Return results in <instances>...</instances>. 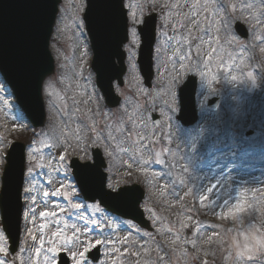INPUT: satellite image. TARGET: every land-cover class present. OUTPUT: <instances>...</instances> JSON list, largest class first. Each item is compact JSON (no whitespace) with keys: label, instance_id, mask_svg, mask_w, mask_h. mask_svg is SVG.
<instances>
[{"label":"rangeland","instance_id":"rangeland-1","mask_svg":"<svg viewBox=\"0 0 264 264\" xmlns=\"http://www.w3.org/2000/svg\"><path fill=\"white\" fill-rule=\"evenodd\" d=\"M169 2L177 3V0H169ZM180 2L183 3L184 0ZM199 2L203 3L204 0ZM143 3L144 0H126V4L143 5ZM212 3V12L205 15L206 18L214 19L212 38L220 44L219 46L214 44L212 47L217 48V55L210 65H206L203 59L193 60L191 64L187 60L184 61L188 65L176 74L177 78L173 85L174 90L184 81L188 73L192 72L198 76L196 95L199 121L190 128H184L176 119L178 113L172 114V119L165 120L161 115V108L157 107L155 113L159 114L160 123L155 125V128L160 129L163 125L162 134L168 137L167 140L155 142L149 152L143 147L145 142L134 135L124 142L119 138L114 140L112 147L108 149L112 152V156H108L109 183L118 181L121 184L123 179L120 173L128 170L126 168L133 173L137 172L136 176H140L145 181L143 186L147 190V196L143 207L147 216L151 211L155 215L153 231H138L139 229L129 223L122 228L120 221L106 223L109 227L113 224L115 229L108 230L100 219L101 210L97 205L87 204V208H90L88 213L86 209L80 208L84 203L72 197L73 195L65 198L70 200L71 204H79L80 207L70 206L67 214L74 209L81 212L80 215L70 220H67L71 218L70 215L66 219L51 215V213L56 214L59 209L65 212L67 208V202H58L57 195L53 196L51 193L63 186H65L64 191L71 193L70 186L73 185L68 179V170L66 178L63 171L59 174L56 171L60 167L57 163L58 157L63 151L60 142L63 140L76 148L78 147L76 136L90 134L86 130L76 133L77 118L67 120L61 117L46 102L48 122L45 128L38 131L40 142L38 144L36 142L28 151L24 189V235L20 250L15 254L17 264H55L53 259L55 252L71 247L72 241L54 237L52 233L59 230L63 237L75 239L73 224L84 230L85 234H76L81 241L91 244L97 239L106 241L101 243L102 258L96 264H127L130 261L131 264H201L200 258L212 259V262L205 264H213V262L264 264V226L260 229L251 224L240 232L237 229H230L228 222L226 223L229 215L238 216L239 212L248 211L251 202L247 196L250 195L256 200L261 199L260 203L264 204V157L260 155L264 153V24L256 27L257 21L248 19L255 15L260 20H264L262 15L264 0H212ZM80 4L81 0H62L51 41L52 55L56 64L54 72H61L65 77L64 86L67 88L69 112L74 111L76 107L72 103L74 96L77 100L87 99V95L81 97L79 94L91 90L88 83L90 74L94 82L93 73L85 68L91 59L89 43L87 41L88 55L82 57L81 53L85 46L74 35L71 27ZM245 4H252L253 7L242 11ZM221 5H224V9H221ZM184 11L188 9L185 8ZM147 12L149 10H146ZM61 16L64 17L67 27L61 25L64 30L58 35L56 29ZM157 19L158 37L153 57L155 75L152 86L158 83L159 92L164 96L168 86L165 67H172L174 62L179 66L178 56L173 55L175 41L168 39V37H176L177 33L171 28L161 29L159 15ZM237 20H241L248 27L249 36L246 39L240 38L234 31V23ZM202 27L207 29L208 23H204ZM165 31L168 36L164 35ZM192 34L200 33L192 30ZM229 35L235 36L238 42L229 43L227 41ZM138 44L139 37L136 50ZM208 47L205 41L204 50L207 51ZM136 56L137 51L131 64L136 65L134 74L138 79H132L133 69L127 57L125 83L122 87H116L117 94L122 97L120 104L125 103V97L127 98L129 114L146 103L145 97L137 90V85L140 88L146 86L138 72ZM201 72L205 73L203 77L200 75ZM215 90L221 91L222 102L216 111H211L207 108L204 99ZM96 91L98 92L97 88ZM64 96L65 93H61V97ZM2 99L0 94V150L4 149L13 138L11 128L21 133L28 128L27 124L12 111L10 102L4 99L5 104H2ZM57 104L63 106L60 100H57ZM102 104L104 103L100 95L99 109L107 110L108 108ZM4 105L8 108H4ZM94 106L90 104L87 107ZM78 107L82 111L85 110L83 104ZM241 108H244V111L240 112ZM250 108H259L257 121H254L252 115L249 117ZM152 122L149 113L150 129L153 127ZM247 123L255 124L253 129L261 133L250 141L244 139L242 132ZM156 135H161V131H157ZM235 139L244 141L235 145ZM88 143L91 144V141ZM249 145L254 148L250 153L242 152L234 155L230 151L234 146ZM92 147L96 146L92 145ZM164 148H170L175 152V164L172 156L163 151ZM204 151L207 153L204 154ZM156 153L161 154L165 165L156 162ZM67 154L69 158L76 154L79 158L84 157L82 152H74L71 149ZM144 160L150 162L145 165L142 163ZM180 168L183 169L179 173ZM29 169L32 171L30 172ZM188 169L191 170L193 177L191 180L183 178V173ZM49 180L50 185L47 184ZM208 187H213V191L208 192ZM26 189H31V192L26 193ZM45 192L50 195L45 196ZM201 196L204 197L203 200ZM190 198L195 200V205H186V201L188 202ZM182 205L184 208L179 214L177 211ZM40 212H47L49 215L41 217ZM81 216L85 218L80 219ZM102 218L105 220V216ZM93 220L96 223H92ZM41 225L44 227L41 228ZM2 234L0 230V242L6 245V238ZM41 239L44 241L43 244ZM52 247H55L56 251H48ZM79 250L80 245H77L72 251L79 252ZM250 257H259V259H250ZM8 259L12 260L13 256L9 255ZM3 260L4 256L0 255V264Z\"/></svg>","mask_w":264,"mask_h":264},{"label":"snow or ice","instance_id":"snow-or-ice-1","mask_svg":"<svg viewBox=\"0 0 264 264\" xmlns=\"http://www.w3.org/2000/svg\"><path fill=\"white\" fill-rule=\"evenodd\" d=\"M85 6L88 7L89 11L82 12L81 9ZM106 11L101 13L91 12L90 0H81V4L77 7V14L75 19L72 21L71 27L74 30V35L79 38L80 43L83 44L84 51L81 53L82 57H87V41L88 34L93 32H100L106 35H111L113 32H117L119 29H123L125 36L123 40L119 41L120 47L124 49V55H126L131 64L134 58V53L136 51V45L138 42L137 29L141 24H143L144 16L146 10L156 13L160 17V27L161 29L171 28L173 32L177 33L176 37H168L169 40H174L175 51L173 55L178 56L179 66H176L174 62L172 67H165V75L168 80V86L164 96H161L159 92L160 85L157 83L152 86L140 88L137 85V90L140 95H143L146 99V103L142 105L138 110L129 114L127 98L125 97V103L120 104L115 110L108 108L105 111L99 109L100 94L96 91L95 83L91 78V74L88 77V83L91 86V90L86 93H80L81 97L87 95V99L77 100L75 96L72 98V103L75 107L74 111H68L66 92L67 88L64 86L65 77L61 72H52L50 69H45L39 62L35 65L33 71L36 77L37 93L41 99L45 100L47 104L55 110L56 114L60 115L67 120H71L73 117L77 118V126L75 129L76 133H81L87 131L90 135H77L76 145L78 147L73 148L70 143H65L63 140L60 142V148L63 149L58 157L57 163L60 166L56 171H63L65 173V178L67 170L69 168H77L82 171L90 170L94 168V164L91 162V157L89 156L90 148L95 151L98 148H104L109 157L112 156V152L108 149L112 147L113 141L120 139L122 142L130 140L134 135L139 137L141 141H144L143 147L145 151L151 152L152 146L155 142H162L167 140L168 137L162 134L163 125L160 129H156L155 125L160 123L155 119L156 108H161V115L165 117V120L172 119V114L179 113L181 111L182 105L184 103V91L188 87V79L184 80L182 84L173 90V85L175 84L177 73L182 69L186 68L188 64L184 61H189L191 64L193 60H204L206 65H210L213 62L214 56L217 55V48L212 47L214 44L219 46L216 40L212 38L211 30L213 29L214 19L206 18L207 13L212 12L213 3L212 0H204L200 3L199 0L196 2H189V0H184L183 3L177 0V3H170L169 0H144L143 5H133L125 4V0H109L105 5ZM224 9V5L220 6ZM253 7L252 4H245L242 11H247ZM187 8L188 11H184ZM175 12V14H174ZM264 15V13H262ZM216 16V12H215ZM249 20H256V27L260 24H264V20H260L255 15L248 18ZM194 21V23H193ZM208 23V28L204 29L202 25ZM191 24V27H190ZM240 22L237 21L234 27L236 28ZM61 25H65L64 17L61 16L58 20L57 34L60 35L63 32ZM192 30H197L200 34L193 35ZM130 33V36H129ZM165 36H168L167 31L164 32ZM207 37V38H205ZM207 41L209 47L207 51L204 50V43ZM227 41L238 42L235 36L229 35ZM194 49V50H193ZM206 58V59H205ZM171 59V57L169 58ZM133 69L132 79L137 80L135 73V64H131ZM222 67V65H218ZM63 68V65H61ZM200 75L203 77L204 72ZM216 77H213L215 79ZM99 79V73H97V80ZM118 82L116 87H119ZM61 93H65L62 98ZM167 97V98H165ZM57 100L61 101L63 105L58 106ZM83 104L85 110H81L78 105ZM95 105L92 108H88V105ZM149 113L152 115L153 127L149 128ZM101 120L103 123H101ZM67 126V125H66ZM161 131V135L157 136L156 132ZM35 135V134H34ZM155 138V139H154ZM91 141V144L88 143ZM92 145L96 147L93 148ZM79 151L84 154V160L82 163L79 162V157H72L71 163H68L69 156L68 150ZM163 151L168 152L173 158V164L176 162V154L170 148H164ZM150 161L144 160L142 163L147 165ZM156 162L161 165H165V160L161 158L160 153H156ZM43 167V165H41ZM51 165H49L50 167ZM31 172L32 170L29 169ZM79 183V176H74ZM50 185L51 181H47ZM72 192L64 191L63 189H57L51 193V195H63L65 197L71 196L76 191V186L72 185ZM109 189V195L120 196L125 190L118 189L112 192L111 189L114 187L111 183L107 185ZM4 192H0V211L3 212L4 220V234L7 238V246L0 242V255L4 256L2 264H17L15 257L16 247H12L8 244L9 241L13 239V232L11 228V200L8 196L7 186H4ZM26 193H30L31 189H26ZM208 192L213 191V187H208ZM45 196L50 195V193L45 192ZM204 197L201 196V200ZM72 207L79 208V204H73ZM99 208V206H97ZM41 217L49 215L47 212H40ZM55 216V213H51ZM85 217L81 216L80 219ZM96 223V221H92ZM44 225H41L43 228ZM72 228L74 230L75 239L72 237H63L61 232L58 230L53 232L52 235L57 238H64L66 241L71 240V247H66L64 254L71 261V264H88L87 254L89 248L93 247L90 242L81 241L79 239V234H85L84 230L73 224ZM106 243V241L96 240V245L101 243ZM44 241L41 239V244ZM18 246V241L16 242ZM80 245L79 252L72 251L74 248ZM40 249H37L39 251ZM48 251H56L55 247L49 248ZM71 253V254H70ZM13 255V259L9 260L8 255ZM55 259V257H53ZM250 259H259V257H250Z\"/></svg>","mask_w":264,"mask_h":264},{"label":"water","instance_id":"water-1","mask_svg":"<svg viewBox=\"0 0 264 264\" xmlns=\"http://www.w3.org/2000/svg\"><path fill=\"white\" fill-rule=\"evenodd\" d=\"M109 2V0H91V12L93 13H101L106 11L105 5ZM30 8V4L21 5V6H8L6 1L0 0V31L1 38L0 40V61L2 65L6 64V60H8V54H10V50H12L11 46H14V40H16V36H18V32H20V28H22V22H24V18H26V14H28L27 10ZM89 10V9H88ZM146 24L144 27L140 28L141 36L145 39L152 37V32H146L144 30L147 26H151L153 24V20L150 18H146ZM92 37L93 47H94V70L99 73L98 85L102 88L103 93L106 94L107 100L110 104H117V100L111 98L112 88L111 85L107 84L112 79V74H114V78L120 79L122 76V72L124 69L122 67V50L119 45V41L124 39L125 33L121 28L117 32H113L111 35H106L100 32L90 33ZM45 55V54H44ZM40 54L37 62H39L44 68L47 67V54L44 56ZM120 61L121 66L118 70H115L116 64L114 62V58ZM26 64V63H25ZM52 70V66L48 68ZM19 78V77H18ZM149 76H147V81L149 80ZM34 82V86L36 85ZM34 108L38 109L41 112V105L36 106L34 104ZM8 184V183H7ZM9 194L11 200V228L13 232V239L10 241L12 247H15L16 242L18 240L17 231H18V209L17 205L18 200V190L16 191L13 184H9ZM139 200L136 201L135 207L137 209Z\"/></svg>","mask_w":264,"mask_h":264}]
</instances>
